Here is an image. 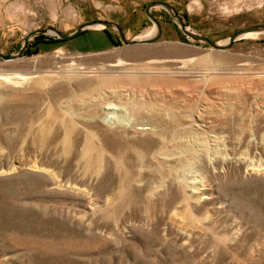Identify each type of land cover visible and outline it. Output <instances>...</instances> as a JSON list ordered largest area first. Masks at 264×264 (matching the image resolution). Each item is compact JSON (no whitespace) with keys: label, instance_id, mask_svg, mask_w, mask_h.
<instances>
[{"label":"rangeland","instance_id":"obj_1","mask_svg":"<svg viewBox=\"0 0 264 264\" xmlns=\"http://www.w3.org/2000/svg\"><path fill=\"white\" fill-rule=\"evenodd\" d=\"M149 1L0 0V51L94 18L138 38ZM164 1L215 40L264 23V0ZM151 12L154 42L0 58V264H264V33L216 50Z\"/></svg>","mask_w":264,"mask_h":264},{"label":"water","instance_id":"obj_2","mask_svg":"<svg viewBox=\"0 0 264 264\" xmlns=\"http://www.w3.org/2000/svg\"><path fill=\"white\" fill-rule=\"evenodd\" d=\"M154 6H162L164 9H166L172 21L179 26V28L182 30L184 34H186L191 39L195 40L196 43L204 44L205 46L216 50L228 49L234 44L236 40H239L242 37L248 35H253L248 33L251 32H255V34L264 33V23H253L236 29L229 36L224 38L226 39V41H224V39L223 40L211 39L208 36L191 29V27L184 21V17L176 10L173 4L164 0H151L145 5L144 8L145 14L153 22L154 24L153 26L155 27L154 33L149 37L137 38L136 36H133L131 38H128L124 35L121 26L116 21L105 18H94L82 22L75 29L69 32H64L54 25H48L44 28L31 29L25 34L20 47L16 51H13L9 54H5L2 51H0V58L3 60H12L21 56L22 53H25L24 50L27 47V43L29 42V39L32 36L42 34L46 38L54 37V38L68 39L91 28L112 29L115 31L117 37L123 44L154 42L160 37L162 33V25L160 21L151 12L152 7ZM97 25H101V26L99 27Z\"/></svg>","mask_w":264,"mask_h":264},{"label":"trees","instance_id":"obj_3","mask_svg":"<svg viewBox=\"0 0 264 264\" xmlns=\"http://www.w3.org/2000/svg\"><path fill=\"white\" fill-rule=\"evenodd\" d=\"M103 30L105 32H107V37H109L111 39V41L115 43V41L113 40V38H111V36L109 34V30L107 28H103ZM62 40H66V39H61V38H51L50 39V38H46L42 34H39V35L34 36L33 41H31L30 44L28 45V47L25 48V52H26V50L29 51L30 45H35L38 42H51V41H62ZM116 41H119V38L118 37H117Z\"/></svg>","mask_w":264,"mask_h":264},{"label":"bare ground","instance_id":"obj_4","mask_svg":"<svg viewBox=\"0 0 264 264\" xmlns=\"http://www.w3.org/2000/svg\"><path fill=\"white\" fill-rule=\"evenodd\" d=\"M97 26L100 27L101 25H97ZM154 30L155 29H147L138 38H146V37H149V36H151L154 33ZM248 34H255V32H251V33H248ZM224 41H226V40H224ZM107 108H111V109H115L116 110L117 106L114 105V104H110Z\"/></svg>","mask_w":264,"mask_h":264}]
</instances>
